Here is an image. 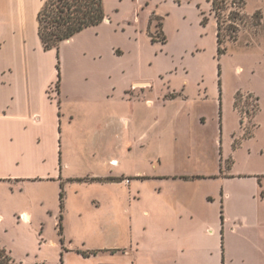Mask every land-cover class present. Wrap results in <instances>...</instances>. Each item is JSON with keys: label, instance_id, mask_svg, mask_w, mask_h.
<instances>
[{"label": "crops", "instance_id": "1", "mask_svg": "<svg viewBox=\"0 0 264 264\" xmlns=\"http://www.w3.org/2000/svg\"><path fill=\"white\" fill-rule=\"evenodd\" d=\"M45 1L0 0V184L14 192L32 182L61 181L63 166L70 169L72 163L62 164L60 141L83 136L100 157V172L66 174L61 182L99 186L100 198L92 203L110 213L119 229L122 218L129 220L131 246L141 244L134 236L139 220L153 225L168 218L173 220L164 226L166 250L178 253L177 263L196 253L216 264H264V87L237 85L228 95L223 77L217 84L209 71L186 67L148 73L141 56L139 68L88 69L87 83L81 70L66 71L59 80V50H45L39 35ZM103 23L112 19L106 16L62 43ZM110 52L125 55L115 46ZM69 76L77 83L70 91L87 108L85 127L78 131L72 127L78 117L68 109L61 116ZM240 92L257 101L247 128ZM68 144L65 151L71 150ZM147 184L154 187L152 197L143 195ZM74 193L79 199V191ZM21 215L25 222L26 215L32 217ZM201 236L213 244L200 245ZM100 250L107 248H97V255Z\"/></svg>", "mask_w": 264, "mask_h": 264}, {"label": "rangeland", "instance_id": "2", "mask_svg": "<svg viewBox=\"0 0 264 264\" xmlns=\"http://www.w3.org/2000/svg\"><path fill=\"white\" fill-rule=\"evenodd\" d=\"M210 3L208 0H103L105 14L112 19V23H103L99 29L84 31L71 44H60L56 63L59 80L62 72L66 71L81 70L82 80L87 83V72L83 71L88 69L139 68L138 58L141 56L142 68L148 73L186 67L209 71L216 77L217 84L223 77L228 95H232L237 85L243 89L263 88L264 0H225L224 9L219 11L227 51L221 56L217 47L216 11ZM238 9L245 20L239 25L237 39H231V16ZM112 46L125 52V55L122 58L112 56ZM238 66L242 67L241 71H238ZM76 84L69 76L66 91L61 94L60 100L62 117L64 109H68L75 118H79L72 124L73 129L78 131L85 127L87 108L81 102L83 98L80 94L75 95L73 90L70 91ZM68 142L71 150L65 151ZM60 145L63 148L60 156L62 164L65 159L72 163L70 169L63 166L61 181L64 182L66 174L87 177L100 172V157L88 148L83 136L68 138L65 135ZM61 181L32 182L26 184L23 190L14 192L0 184V215L3 216L0 218V245L11 251L13 264H216L212 258H197L196 253L194 257L184 255V262L174 261L178 253L167 252L170 239L166 238L164 227L173 219L156 220L153 225L149 220H139L141 226L134 236L141 244L131 246L129 220L122 218L119 229L114 225L116 221H113L110 213L92 203V199L100 198V187L97 185L81 181L64 184L62 210ZM76 190L81 194L79 199L75 196ZM154 192V187L147 184L143 195L152 197ZM21 212L31 213L32 217L29 219L26 215L28 221L25 222ZM61 214L63 235L59 226ZM144 224L147 226L145 231L142 227ZM97 227H100V236L95 232ZM61 237H65L63 243ZM235 240V248L239 249L240 234L236 235ZM213 242L212 239L200 237V245ZM99 247L107 250H100L98 255L88 257L77 251V248L97 250ZM233 264L241 263L234 261Z\"/></svg>", "mask_w": 264, "mask_h": 264}, {"label": "trees", "instance_id": "3", "mask_svg": "<svg viewBox=\"0 0 264 264\" xmlns=\"http://www.w3.org/2000/svg\"><path fill=\"white\" fill-rule=\"evenodd\" d=\"M211 2L212 9L216 11L217 20V41L218 54L221 56L226 53L227 47L222 37V21L219 10L224 9L225 0H208ZM106 18L103 0H46L39 12V35L45 50L56 48L59 50L60 44L76 35L86 27L98 25ZM245 17L238 9L232 12L231 32L229 38L237 39L239 25L244 22ZM161 26L162 23H159ZM230 39V40H231ZM164 41L166 38L164 36ZM56 90H59V81L56 83ZM239 94H237L238 100ZM239 101V100H238ZM60 205L64 208V183L61 182ZM63 214H61L59 226L63 235ZM62 243L64 237H61ZM84 256L97 254V250H78ZM0 264H13V258L6 248L0 245Z\"/></svg>", "mask_w": 264, "mask_h": 264}, {"label": "built area", "instance_id": "4", "mask_svg": "<svg viewBox=\"0 0 264 264\" xmlns=\"http://www.w3.org/2000/svg\"><path fill=\"white\" fill-rule=\"evenodd\" d=\"M242 105L240 106V113L242 116V124L245 128L248 127L250 121L253 118V114L256 111L257 101L249 95L243 94Z\"/></svg>", "mask_w": 264, "mask_h": 264}]
</instances>
